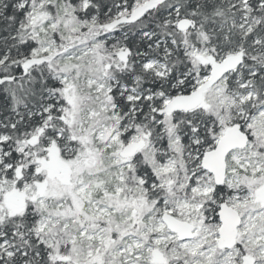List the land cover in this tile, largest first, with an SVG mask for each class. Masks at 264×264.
Segmentation results:
<instances>
[{
    "label": "rangeland",
    "instance_id": "obj_1",
    "mask_svg": "<svg viewBox=\"0 0 264 264\" xmlns=\"http://www.w3.org/2000/svg\"><path fill=\"white\" fill-rule=\"evenodd\" d=\"M50 1L21 0L18 6V9L26 10L24 20H27V25L18 30L29 39L34 35L39 40L37 61L48 60L63 46L52 38L53 32L61 19L69 18L77 11L63 6L59 8L60 18H48L43 9L50 6ZM220 1L225 11L237 14V18L229 22V29L242 42L259 24L252 16L250 0ZM155 3L156 0H136L130 12L118 11L112 20L128 19L133 12H143ZM88 5V0H82L79 11L83 13ZM257 8H260L258 4ZM253 11L258 13L256 9ZM67 21L64 26L68 25ZM179 22L173 23L174 31ZM35 23L39 24L37 33L31 30ZM95 23L96 20L92 19L87 27L80 25L75 33L85 30L88 34L96 27ZM194 29L191 23L187 32L179 34L182 39L179 45L172 38L153 44V56L142 63L141 71L164 79L168 69L160 58L168 50L167 46L179 49L191 59V69L186 75L190 94L208 79L211 62L218 63L230 56L240 55V47L236 52L215 51L205 38L193 32ZM223 29L220 27L218 31ZM90 36L92 48L87 49L86 43L80 41L67 46L68 59L77 62V65L73 64L61 76L60 84L64 89L59 93H49L46 98L54 102L52 107L56 112L64 113L62 122L66 125L67 134L51 132L49 138L34 136L25 143L13 145L7 143V137L0 136V178H5L4 172L10 171L5 185L0 187V216L17 217L35 206V224L28 232L31 249H39V253H34L32 257L33 264H39L41 259L68 264H151L153 251L162 256L165 264H242L244 259L264 264V208L255 200V193L264 187V103L258 101L256 104L257 97L249 86L250 82L242 81L245 73L251 77L255 71H246L241 67L202 96L201 108H215L211 114L216 123L213 149L225 131L237 126V123L241 133L249 140L245 149L233 151L227 156L226 174L221 186L225 195L220 193L214 198V180L200 166L204 154L213 149L198 148L194 131H189L183 142V136L172 133L169 127L163 148L158 143L148 144L140 133H134L127 140L122 139L133 130L126 120L127 114L120 116L118 107L112 103L111 92L116 91L117 99L129 105V111L141 97L151 103L152 96L117 85V81L107 73L105 49L102 43L95 40L96 32ZM143 37L147 40L151 38L146 34ZM191 41L200 44V47ZM249 46L256 47L253 52H258L263 43L253 40ZM120 52L121 44L116 54L122 62L125 55H120ZM260 70V79L264 82V66ZM174 98H165L161 102L163 111ZM248 101L249 110H254V113L246 114L243 110ZM52 107L31 113L41 116L48 114ZM106 113L108 117H105ZM203 130L207 134L213 131L212 127L205 125ZM140 142L143 143L142 149L134 159L131 158L133 160L120 157L128 144ZM53 152L57 153V162L68 170L66 183L58 178L60 173L56 170V161H51ZM11 157H17L16 161L6 164L5 160ZM160 157L163 161H159ZM136 158L141 164L146 163L150 170L153 183L149 188L160 190L158 196L161 201L156 208L144 207L141 198L146 193L142 187L144 181L135 183L132 179ZM101 164L104 167H100ZM247 174L248 179H245ZM106 189H109L107 194ZM10 194H15L18 206L5 203ZM98 194L102 195L101 199L96 198ZM119 197L122 198L119 200ZM114 204L122 208L117 219L121 225L130 220L139 227L133 233L119 236L121 247L117 250L108 247V228L97 227L98 220H104L114 212L111 210ZM221 205L235 211L240 218L236 238L238 250L220 251L216 246L220 228L217 213ZM118 208L114 209L119 213ZM164 214L194 227V237L178 243L161 223L160 218ZM23 246V242L16 244L7 238L0 225V258L19 260L24 255ZM105 259L109 260L108 263Z\"/></svg>",
    "mask_w": 264,
    "mask_h": 264
},
{
    "label": "trees",
    "instance_id": "obj_2",
    "mask_svg": "<svg viewBox=\"0 0 264 264\" xmlns=\"http://www.w3.org/2000/svg\"><path fill=\"white\" fill-rule=\"evenodd\" d=\"M256 1L257 4L258 2L264 3V0ZM81 2L82 0H51L50 6L43 9L48 18L56 20L61 17L59 8L63 6L77 11L69 18L58 20L57 28L53 32L52 38L57 41L59 46L61 44L63 46L59 47L48 60L37 61L39 59L37 45L39 40H36L34 35L29 39L18 30L22 25H27V20H24L26 10L18 9L21 0H0V80H2L0 83V136L7 137L8 144L13 145L18 142L22 144L34 136L49 138L52 136L51 132L67 134L66 125L62 122L64 113L56 112L55 107H52L55 106L54 102L46 98L49 93H59L64 89L60 84L61 76L73 67V64L77 65V62L68 59L67 46H73L80 41L86 43L87 49L92 48L90 34L93 32H96L95 40L102 43V47L105 49L104 63L108 68L107 73L117 81V85L152 96L151 103L143 101V97H141L129 111V105H125L123 100L117 99L116 91L111 92L112 103L118 107L120 116L127 114L126 120L133 130L123 137V140L129 139L134 133H140L148 144L158 143L163 148L167 142L166 134L169 133L167 129L170 127L172 133L183 136V142H185L188 132L194 131L196 141L199 142L198 148L213 149L216 139V130L214 129L216 123L211 117V114L215 112L213 106L209 110L200 107L194 112L168 116L165 115L161 107V102L165 98L172 99L178 94L188 95L187 87L190 84L187 82L186 75L191 69V59L179 49L167 46L169 53L166 51L160 58L168 69V75L164 79L141 71L142 63L148 57L153 56L151 51L153 44L163 39L172 38L179 45L182 40L179 34L182 33L174 31L172 27L173 23L177 21L187 20L193 23L195 27L193 32L196 31L195 34L205 38L215 47V51L236 52L240 47L239 56L242 60V67L246 68V71H255L251 77L245 73L242 81L250 82L249 86L257 97L256 104L258 101L264 103V94L262 95L264 82L260 79L262 73L260 67L264 66V8L252 15L259 22L258 27L241 42L229 29V22L236 19L237 14L225 11L220 0H166L156 7H146L136 23L120 26L112 20L116 12L121 10L130 12L136 0H88L89 5L83 13L78 9ZM92 19L96 20V27L94 26L88 34H85V30L75 33L80 25L86 26ZM66 21L68 25L64 26ZM38 26V23L33 24L31 30L37 33ZM112 26L115 28L110 31L106 30L107 27ZM220 27H224V29L218 31ZM106 32L107 35H103ZM145 34L151 38L147 40L143 37ZM98 35L99 37H97ZM253 40L263 43L258 52H253L257 49L256 47L249 46ZM191 43L200 47V44L192 41ZM120 44L122 47L120 55H125L122 62L116 54ZM208 46L205 45V47ZM228 86L230 87V84ZM249 105L250 103H247L243 108L246 114L255 112L249 110ZM48 107H52L48 114L36 116L31 113L34 110ZM105 117H108V113L105 114ZM237 124L239 125V123ZM204 125L207 128L212 127L213 131L207 134V131L203 130ZM161 158L159 161H163ZM16 159L17 157H11L5 160V163L11 165ZM136 163L132 179L135 183L139 180L144 181L142 187L145 188L146 193L141 197L143 205L147 209L156 208L161 201L158 196L160 190L152 191L149 188L153 179L150 178V170L146 167V163L143 165L138 160ZM100 167H104L103 164ZM4 176L5 178H0L1 188L5 185V180L9 178L10 171L4 172ZM108 191L109 189H106L105 194ZM220 193L225 195L221 186L215 189L213 197H217ZM122 197H119V200ZM96 198L101 199L102 195L98 194ZM67 206L68 204L65 205V207ZM112 207L111 210L113 209L114 212L106 219L98 220L97 227L108 228L106 235L108 247L117 250L121 247V243L118 244L119 236L133 233L139 227L136 223L133 225L130 220L121 225L122 223L117 219L121 215L122 208H118V204H114ZM114 208H118L119 213ZM36 210L35 206H31L30 209L23 211L17 217H10L7 214L0 216V225L7 238H11L16 244L24 243L22 258L19 260L0 258V264H33L32 257L34 253H39V249H31L33 247L28 232L35 224L34 212ZM113 227L115 228L112 229ZM104 243L105 240L102 244ZM105 261L108 263L109 260L105 259ZM39 264L68 263L41 259Z\"/></svg>",
    "mask_w": 264,
    "mask_h": 264
},
{
    "label": "water",
    "instance_id": "obj_3",
    "mask_svg": "<svg viewBox=\"0 0 264 264\" xmlns=\"http://www.w3.org/2000/svg\"><path fill=\"white\" fill-rule=\"evenodd\" d=\"M165 0H158L152 7L162 4ZM142 15V10L134 12L128 19L121 20L116 25L134 24ZM191 23L183 20L178 24V32H185L189 29ZM115 26L107 27L106 30L113 29ZM242 65V60L239 56H230L220 63H212L210 67L209 78L193 93L187 96L174 98L171 102L166 104L165 113L168 115L190 113L196 110L202 102L203 94L210 90L214 85L221 81L226 75L231 74ZM2 83V80H0ZM248 140L242 134L237 126H234L225 131L223 136L218 140L214 149L206 153L201 161V169L208 175H211L216 187L221 186L225 176V159L233 151L243 150L247 146ZM143 143L128 144L120 155L122 159L128 160L142 148ZM51 161H56V170L60 173L59 178L66 183L68 177L67 168L60 162H57V153L53 152ZM257 202L264 205V188L259 190L256 194ZM15 194H10L5 203L18 206ZM217 219L220 224L218 231L219 242L218 246L221 249L229 250L234 247L235 238L237 236V228L240 225L238 214L225 205H221ZM161 223L166 230L177 238V241L182 243L192 239L193 228L185 223L178 222L168 215L161 216ZM152 264H163V259L157 251L152 253ZM243 264H251L249 260H244Z\"/></svg>",
    "mask_w": 264,
    "mask_h": 264
},
{
    "label": "flooded vegetation",
    "instance_id": "obj_4",
    "mask_svg": "<svg viewBox=\"0 0 264 264\" xmlns=\"http://www.w3.org/2000/svg\"><path fill=\"white\" fill-rule=\"evenodd\" d=\"M156 2H158V0H156ZM255 2V3H254ZM253 3L254 4H251V6H252V8H254V9H256V11L257 12H260L261 11V9L262 8H264V3H260V2H258V5L260 6V8H257V1L255 0ZM260 25H261V23H260ZM189 30V29H188ZM136 155H137V153L134 155V158L136 157ZM133 158V159H134ZM133 159H131V160H133ZM58 178H59V175H58ZM264 188V187H263ZM262 188V189H263ZM261 190V189H260ZM258 192V191H257ZM257 192L255 193V200H256V202H257V196H256V194H257ZM258 203V202H257ZM259 204V203H258ZM262 205V204H261ZM263 208H264V205L262 206ZM216 246H217V248H219V246H218V244L216 243ZM233 249H239V247H237L236 246V241H235V247L233 248ZM220 251H222V249H219ZM225 251V250H224ZM229 251V250H228ZM245 260V259H244ZM244 260L242 261V264H243V262H244ZM215 261V260H214ZM250 262H251V264H255V260H249Z\"/></svg>",
    "mask_w": 264,
    "mask_h": 264
},
{
    "label": "bare ground",
    "instance_id": "obj_5",
    "mask_svg": "<svg viewBox=\"0 0 264 264\" xmlns=\"http://www.w3.org/2000/svg\"><path fill=\"white\" fill-rule=\"evenodd\" d=\"M109 221V220H108Z\"/></svg>",
    "mask_w": 264,
    "mask_h": 264
}]
</instances>
